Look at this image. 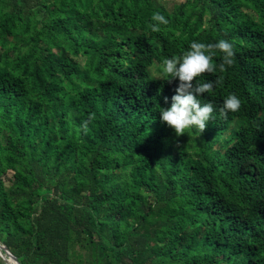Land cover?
Returning <instances> with one entry per match:
<instances>
[{"label": "trees", "instance_id": "trees-1", "mask_svg": "<svg viewBox=\"0 0 264 264\" xmlns=\"http://www.w3.org/2000/svg\"><path fill=\"white\" fill-rule=\"evenodd\" d=\"M221 38L233 63L214 50L193 80L212 118L177 135L159 62ZM0 244L19 264H264V0H0Z\"/></svg>", "mask_w": 264, "mask_h": 264}, {"label": "clouds", "instance_id": "clouds-1", "mask_svg": "<svg viewBox=\"0 0 264 264\" xmlns=\"http://www.w3.org/2000/svg\"><path fill=\"white\" fill-rule=\"evenodd\" d=\"M151 24L153 31H159L161 24H167V18L160 12H153L151 15ZM214 50L222 53L223 63L219 65L223 70L225 65L233 63L235 55L234 44L228 39H218L214 43H205L198 40H192L187 50L179 55L172 54L165 56L159 62L157 75L154 78H164L169 81L178 78V84L170 103L167 106L159 105L160 120L167 122L177 135L184 133L186 130L196 128L203 130L206 123L212 118L213 105L211 102H201L199 97L210 91L214 82L206 80L198 82L194 78L201 73L213 72L216 65L212 63L215 55ZM168 101V97L164 98ZM241 98L235 93H228L222 102L220 111L227 114L229 111H238L241 107ZM88 121H84V127H87Z\"/></svg>", "mask_w": 264, "mask_h": 264}, {"label": "water", "instance_id": "water-1", "mask_svg": "<svg viewBox=\"0 0 264 264\" xmlns=\"http://www.w3.org/2000/svg\"><path fill=\"white\" fill-rule=\"evenodd\" d=\"M0 258L6 263V264H12L11 261L14 264H19L17 261V258L9 251V249L0 244Z\"/></svg>", "mask_w": 264, "mask_h": 264}, {"label": "bare ground", "instance_id": "bare-ground-1", "mask_svg": "<svg viewBox=\"0 0 264 264\" xmlns=\"http://www.w3.org/2000/svg\"><path fill=\"white\" fill-rule=\"evenodd\" d=\"M12 264H14L12 261H11Z\"/></svg>", "mask_w": 264, "mask_h": 264}, {"label": "rangeland", "instance_id": "rangeland-1", "mask_svg": "<svg viewBox=\"0 0 264 264\" xmlns=\"http://www.w3.org/2000/svg\"><path fill=\"white\" fill-rule=\"evenodd\" d=\"M178 1H182V0H178Z\"/></svg>", "mask_w": 264, "mask_h": 264}]
</instances>
